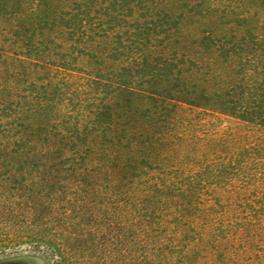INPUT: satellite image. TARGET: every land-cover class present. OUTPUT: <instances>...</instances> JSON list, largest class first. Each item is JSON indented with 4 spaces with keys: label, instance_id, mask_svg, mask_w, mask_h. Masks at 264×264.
<instances>
[{
    "label": "trees",
    "instance_id": "trees-1",
    "mask_svg": "<svg viewBox=\"0 0 264 264\" xmlns=\"http://www.w3.org/2000/svg\"><path fill=\"white\" fill-rule=\"evenodd\" d=\"M31 4L27 16L50 22V27H39L30 49H19L30 55L23 56L27 70L34 68L31 74L36 78L22 112L9 100L10 86L0 85V96L8 97L0 99V157L48 159L54 151L44 146L55 141L59 145L72 142L71 150L77 148L73 142L83 144L87 161L109 162L122 156L134 161L133 176H146V193L140 194L148 203L142 209L146 221L130 220L140 210L135 208L136 197L133 201L126 192L120 193L124 199L115 201V264H264V205L263 210L257 205L258 195L249 199L241 192L264 182V163L260 162L264 161V60L242 61L244 45L254 39L251 29L243 26L247 16L237 15L235 22L243 23L233 37L238 42L220 41L212 31L202 35L199 44L206 41L210 44L206 50L213 47L216 54L207 51L205 56L192 57L173 51L152 60L138 34L141 29L150 31L147 25L156 23L135 19L137 47L127 68H134V73L127 86L115 81V73L114 79L106 77L107 73L98 77L92 68L81 66L103 55L114 61L118 57L115 37L120 39L124 32L119 31L121 22L112 2L31 0ZM252 14L264 21V13ZM234 61L235 72L227 67V62L232 65ZM244 62L253 64L251 71H246ZM168 69L193 85L194 76L203 71L209 81L219 78L217 87L229 96L228 107L215 111L159 91L155 80ZM59 88L73 93V99H66L68 110L53 97ZM111 107L118 108L114 113L118 117L108 111ZM197 109L227 117L233 127L227 133L212 129L209 122L214 125L213 121L190 115L199 114ZM124 115L138 116L139 124L119 123ZM137 165L144 169L138 170ZM237 181L242 183L235 191L220 192ZM114 182V187L121 188ZM111 224L105 229L112 230ZM132 238L134 251L123 245ZM63 250L57 245L56 255L62 257Z\"/></svg>",
    "mask_w": 264,
    "mask_h": 264
},
{
    "label": "rangeland",
    "instance_id": "rangeland-1",
    "mask_svg": "<svg viewBox=\"0 0 264 264\" xmlns=\"http://www.w3.org/2000/svg\"><path fill=\"white\" fill-rule=\"evenodd\" d=\"M109 1L115 7V17L121 22L119 31H123L124 35L120 39L115 37V55L118 56L115 61L112 56L103 55L82 63L81 66L92 68L95 76L107 73L106 77L114 79L115 73L116 82L124 81L127 86H131L134 68H127L137 47L133 36L137 33L134 31L135 19H152L156 23L154 27L147 25L150 31L141 29L138 34L139 42L148 58L152 60L161 53L169 54L173 51L190 54L192 57L205 56L207 51L216 54L213 47L206 50L210 47L206 41L199 44L202 35L206 31H212L220 41L226 39L238 42L237 38L234 40L233 37L239 34L243 23L238 24L235 21L237 15L243 14L244 17L247 16L243 26L251 29L254 39L247 40L244 45L242 61L245 58L264 60V21L258 20V16L252 14L253 11L264 13V8L260 5L261 0ZM31 5V0H0V85L10 86L9 100H13L18 113L22 112L24 101L31 97L33 83L36 81L31 74L34 68L30 67V72L27 70L24 56L28 54H22L19 49H30V46L35 44L34 34L40 31L39 27H50V22L44 24L27 16V8ZM138 15L140 17H137ZM245 63L246 71H251L253 64ZM228 66L233 72L238 69L236 61L232 65L227 62ZM99 69L104 74H98ZM170 71L165 70V76L156 78L159 91L163 90L176 100L186 103L194 101L201 107L215 111L223 112L222 110L228 107L226 101L229 96L222 94L223 91L217 87L219 78L215 77L209 81L203 71V74L194 76L196 82L193 85L189 81H182L174 75L175 72ZM118 75L121 79L117 78ZM53 97L57 101L61 100V108L65 110L70 109L66 99L74 98L68 88H59ZM0 99L8 97L2 95ZM184 107L189 108L187 105ZM108 111L115 116L118 108L111 107ZM195 111L198 113L201 110ZM190 115L213 121L214 125L209 122L211 128L223 129L224 133L233 127L229 118L217 113L200 112ZM120 117L122 119L119 123L127 121L126 123L139 124L138 116ZM71 143L63 142L59 145L50 141L48 145H43L54 151H50L48 159L39 156L26 161H16L0 157V264H115V201L124 199L120 197L124 196L120 194L122 192H126L128 198L136 197L140 201L137 202L135 198V202L132 198L135 208L140 210L137 214H131L130 220L134 218V221H146L142 216V209H145L148 203L144 201V195H140L146 193V190H143L146 176H133L134 161L126 160L125 156L109 162L87 161L86 153L82 152L83 144L73 142L77 148L71 150ZM121 153H124V150ZM73 158L79 159L72 161ZM137 169L144 168L137 165ZM114 179L121 184V188L113 186ZM241 183H231L220 192L230 194L241 186ZM241 192L248 194L249 199L258 195L257 205H261L262 209L264 182L257 187L242 189ZM122 218L126 219L123 213ZM108 223H112L110 231L105 229ZM134 238L123 241V245L127 244L128 249L137 250L132 242ZM57 245L64 249L62 257L56 255ZM116 255L122 258V254Z\"/></svg>",
    "mask_w": 264,
    "mask_h": 264
}]
</instances>
